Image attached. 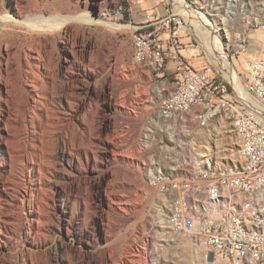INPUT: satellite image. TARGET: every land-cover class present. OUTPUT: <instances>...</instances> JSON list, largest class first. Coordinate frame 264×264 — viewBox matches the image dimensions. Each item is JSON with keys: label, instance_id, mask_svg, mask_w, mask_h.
<instances>
[{"label": "rangeland", "instance_id": "374dc122", "mask_svg": "<svg viewBox=\"0 0 264 264\" xmlns=\"http://www.w3.org/2000/svg\"><path fill=\"white\" fill-rule=\"evenodd\" d=\"M15 1L0 0V13ZM186 1L214 26L229 19V37L219 36L244 79L242 58L264 55V0H239L233 13L231 0ZM19 2L26 19L42 11L90 12L124 25L177 9L172 0H154L155 12L140 0ZM134 30L113 35L84 25L71 37L29 38L28 29L0 23V264H124L132 258L127 248L135 259L129 264H226L168 227L169 203L149 178H189L205 166L237 164L240 140L228 122H214L206 128L215 133L203 129L199 136L202 127L191 119L167 130L158 108L175 88L168 71L175 73L176 61L166 63L164 75L133 65ZM240 35L250 51L233 57ZM182 42L193 64L211 62L188 26ZM34 70L38 80L26 81ZM197 153L206 156L198 160Z\"/></svg>", "mask_w": 264, "mask_h": 264}, {"label": "built area", "instance_id": "2783aa9c", "mask_svg": "<svg viewBox=\"0 0 264 264\" xmlns=\"http://www.w3.org/2000/svg\"><path fill=\"white\" fill-rule=\"evenodd\" d=\"M131 25L133 65L164 75L166 63L176 61L175 88L161 100L159 119L171 130L188 119L201 127L225 120L241 144L235 165L205 166L189 178L163 172L149 178L150 188L169 203V228L193 236L223 263L264 264V55H252L240 76L247 100L211 62L195 66L182 54L187 21L174 8ZM249 46L239 38L232 56L248 54Z\"/></svg>", "mask_w": 264, "mask_h": 264}, {"label": "bare ground", "instance_id": "6f19581e", "mask_svg": "<svg viewBox=\"0 0 264 264\" xmlns=\"http://www.w3.org/2000/svg\"><path fill=\"white\" fill-rule=\"evenodd\" d=\"M15 2H16L15 6H12L7 11L0 13V21L6 26L21 27L22 29L23 28L28 29L30 32V35H31V36H29V38L30 37L33 38L36 35L39 36V35H43V34H53V33H55V34L64 33V35L66 37H71L70 35L72 34L71 32H72V29L74 27L81 30L84 28V25L94 26L96 28L101 27L107 33L108 32L113 33V35L117 32H120V31L125 32V31L135 29L132 25H129V24L124 25V24L115 23L111 19H104V16H107V14H100L99 18H95L94 15L90 12L81 13L77 16L76 15L75 16L70 15V16L66 17V16H63L61 14H52V15L48 16L47 13L42 11L35 18L26 19V18H24L23 14H22L23 13L22 12L23 6L21 5L22 3L19 2V0H16ZM172 2L175 5V7L177 8L176 9L177 12L185 17L186 21L188 22L187 26L189 27L191 32H193V34L196 35V37L200 41V44L203 47V49L206 50L212 64L221 70L220 72L233 85V87L237 93H239L242 97L246 98L247 100L250 99L247 92L245 91L244 83H243L242 78L240 77V75L236 69V66L233 64V62H230V60L226 56V53H224V48H225L224 47V38H221L219 36L221 33L225 32L224 34L227 37H229V31H228V20L229 19L228 20L224 19L221 22V26H218V25L214 26L212 23H210L209 19L204 14L196 11L186 0H172ZM238 2H239V0H231L230 6H229V11H231L233 13ZM99 7H100L101 12H102L103 3H100ZM249 22H250V19H247V23H249ZM223 27H224V29H223ZM73 36H74V34H73ZM239 38H242V35H240L238 37V39ZM227 39H229V38H227ZM14 46H15V44H14ZM13 49H14V47H13ZM18 50H20V49H18ZM72 53H73V51H72ZM14 55H13V57H14ZM16 56H17V54H16ZM9 58H12V57L9 56ZM13 60H14V58H13ZM15 61H16V59H15ZM15 61H14V63L16 64ZM242 61L246 66L247 61L244 57L242 58ZM30 69H32V68L30 67ZM3 78L0 79V81L4 80ZM36 80H38V79L36 76V72L34 70L31 72V74H29V76H27L26 81L30 82V81H36ZM9 92H11V91H9ZM1 106L2 105L0 103V107ZM6 109H7V112L9 113V115H13L14 110H13L12 105L9 104L8 107H6ZM226 123L227 122L225 120L220 121V124L222 126H224ZM101 127H103V126H101ZM222 128L223 127H220L219 130ZM168 129H170V127H167V130ZM203 129L207 130L208 133L211 134V133H215L217 128L209 129L206 127H202V129H200L198 131L199 133L197 134V136L200 135V131ZM202 147H204L207 150L209 149L207 146H202ZM205 156H206L205 153H197V155L195 157H196V159L199 160L200 158H203ZM12 159H13V157H12ZM196 163H197V161H196ZM235 164H232V165H235ZM219 168H221V167H219ZM13 186H15V185H13ZM101 196H102V194H101ZM128 251H129V249L127 248L126 253H128V257L132 256V258L131 259L129 258L130 260L128 259L129 260L128 262L125 261L124 264H129V263H132L135 261V259L133 258V255H132L134 252H132L131 250L129 252ZM80 264H85V262L81 261ZM88 264H94V263L91 261Z\"/></svg>", "mask_w": 264, "mask_h": 264}, {"label": "crops", "instance_id": "0c3cea01", "mask_svg": "<svg viewBox=\"0 0 264 264\" xmlns=\"http://www.w3.org/2000/svg\"><path fill=\"white\" fill-rule=\"evenodd\" d=\"M140 2H145V5H147V7H148V9H151L152 11H154V8H155V6H156V4H155V2H154V0H140ZM157 3H158V1H156ZM148 12H150V11H148ZM155 12V11H154ZM153 12V13H154ZM140 19V18H139ZM140 24V23H139ZM193 63V62H192ZM193 65H195V66H198V64H193ZM168 71V70H167ZM170 74H174V71H168ZM171 75V76H172Z\"/></svg>", "mask_w": 264, "mask_h": 264}]
</instances>
